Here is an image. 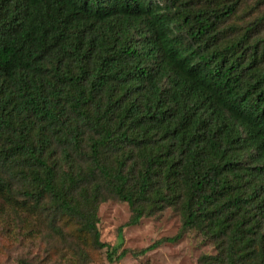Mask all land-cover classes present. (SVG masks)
Segmentation results:
<instances>
[{"label": "trees", "instance_id": "trees-1", "mask_svg": "<svg viewBox=\"0 0 264 264\" xmlns=\"http://www.w3.org/2000/svg\"><path fill=\"white\" fill-rule=\"evenodd\" d=\"M243 1L0 0V233L120 261L114 200L125 226L180 218L134 258L195 231L198 264H264V15L223 26Z\"/></svg>", "mask_w": 264, "mask_h": 264}, {"label": "rangeland", "instance_id": "rangeland-1", "mask_svg": "<svg viewBox=\"0 0 264 264\" xmlns=\"http://www.w3.org/2000/svg\"><path fill=\"white\" fill-rule=\"evenodd\" d=\"M263 15L262 0H244L236 14L223 26L240 30ZM257 29L264 32V21ZM130 214L126 203L109 200L100 204L97 225L100 240L116 246L118 248L116 255L123 251H126V255L120 261L109 263L104 250H91L88 251L90 256L88 264H198L202 255L215 254L212 244L197 232L188 231L183 232L177 241L165 242L146 255L134 258L127 251H138L155 241L177 236L181 230V222L176 213L166 209L152 217L141 219L135 226H125ZM119 228H122L121 238L118 236ZM19 241L0 233V264H19L21 260H27L30 264H55L65 259L61 258L62 255L68 254L65 247L59 248V252L52 254L49 250L46 251V246L37 239Z\"/></svg>", "mask_w": 264, "mask_h": 264}]
</instances>
